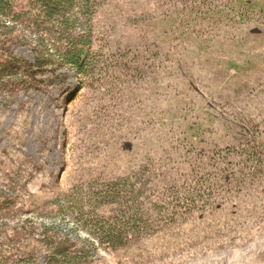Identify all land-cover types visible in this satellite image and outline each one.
Listing matches in <instances>:
<instances>
[{
    "label": "trees",
    "instance_id": "trees-1",
    "mask_svg": "<svg viewBox=\"0 0 264 264\" xmlns=\"http://www.w3.org/2000/svg\"><path fill=\"white\" fill-rule=\"evenodd\" d=\"M121 1L127 0H0V99L69 93V106L82 107L87 117L79 130L108 137L124 116L130 89L147 90L154 80L172 77L169 44L200 42L208 48L221 28L264 26V7L257 2L139 0L151 11L129 21L148 38L124 49L113 43V35L100 32L99 21ZM225 40L232 44L233 35ZM17 46L28 47L32 60L16 55ZM231 68L239 74L246 67ZM195 114L182 107L157 114L166 135L163 146L145 152L123 175L102 174L72 185L59 224L71 223L93 244L117 254L171 231L206 225L241 200L264 198V124L240 122L241 143L221 147L208 143V126ZM54 226L45 241L52 250L50 264L87 262L88 247L70 252L51 234ZM222 228L211 243L226 236Z\"/></svg>",
    "mask_w": 264,
    "mask_h": 264
},
{
    "label": "rangeland",
    "instance_id": "rangeland-1",
    "mask_svg": "<svg viewBox=\"0 0 264 264\" xmlns=\"http://www.w3.org/2000/svg\"><path fill=\"white\" fill-rule=\"evenodd\" d=\"M247 1L264 7V0ZM142 10L151 8L139 0L121 1L103 13L100 32L113 35L120 48L135 49L148 36L129 20ZM256 27L221 28L208 48L200 42L169 44L172 77L154 80L147 90L130 89L124 116L108 137L79 130L87 117L82 107L69 106V93L0 99V264H50L45 241L52 225L51 234L70 252L89 248L84 264H264V198L241 200L206 225L171 231L117 254L93 244L71 223L58 222L72 185L102 174L123 175L145 152L163 146L166 135L157 114L189 108L208 126V143L221 147L241 143L240 122L264 124V26ZM231 35L232 44H223ZM15 53L33 58L26 46L15 47ZM233 63L246 68L238 74ZM162 80L169 88L161 87ZM76 87L73 77L72 92ZM222 227L226 236L211 243Z\"/></svg>",
    "mask_w": 264,
    "mask_h": 264
}]
</instances>
